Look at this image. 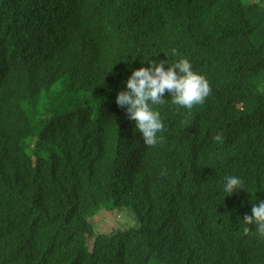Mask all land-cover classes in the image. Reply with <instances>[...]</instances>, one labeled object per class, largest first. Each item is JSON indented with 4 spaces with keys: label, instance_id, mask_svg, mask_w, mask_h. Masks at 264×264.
Listing matches in <instances>:
<instances>
[{
    "label": "trees",
    "instance_id": "obj_1",
    "mask_svg": "<svg viewBox=\"0 0 264 264\" xmlns=\"http://www.w3.org/2000/svg\"><path fill=\"white\" fill-rule=\"evenodd\" d=\"M179 58L211 93L188 110L166 92L146 147L116 95ZM260 202L264 0H0V264H264L242 222ZM102 208L138 225L97 232Z\"/></svg>",
    "mask_w": 264,
    "mask_h": 264
},
{
    "label": "clouds",
    "instance_id": "obj_2",
    "mask_svg": "<svg viewBox=\"0 0 264 264\" xmlns=\"http://www.w3.org/2000/svg\"><path fill=\"white\" fill-rule=\"evenodd\" d=\"M171 55H178L175 49L171 50ZM147 62L148 67L131 72L125 82V90L117 93L115 103L125 108L128 119L135 122V129L141 134L143 144L154 148L163 142L158 134L165 130V124L158 106L165 103V93L169 94L174 106L191 110L206 101L211 87L203 75L193 71L187 58H179L171 66H168L167 59L159 63L152 60ZM216 139L219 143L220 137ZM238 190H244L242 178L226 176L223 192L230 196ZM242 222L248 226L254 225L257 235L264 238V202L252 205L251 214L245 215ZM243 232L249 233V227H244Z\"/></svg>",
    "mask_w": 264,
    "mask_h": 264
},
{
    "label": "rangeland",
    "instance_id": "obj_3",
    "mask_svg": "<svg viewBox=\"0 0 264 264\" xmlns=\"http://www.w3.org/2000/svg\"><path fill=\"white\" fill-rule=\"evenodd\" d=\"M248 2H254L256 0H247ZM65 90L63 86H60V84L56 83L52 85L48 91L44 93V95L40 98L39 104L35 110H38L40 107L44 106L49 102V100H53L54 97L58 96L61 92L63 93ZM61 93V94H62ZM60 94V95H61ZM29 112L30 110V104L28 105ZM31 113V112H30ZM105 214V216L103 215ZM111 215V217L109 216ZM107 216V217H106ZM91 220L92 223H94V227L96 228L95 231L99 229H103L104 227H107L110 231L112 229H125V228H135L138 223L132 212L128 208H123L116 210L114 212H109L102 208L99 210L95 216ZM99 232V231H97Z\"/></svg>",
    "mask_w": 264,
    "mask_h": 264
}]
</instances>
